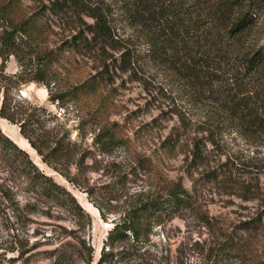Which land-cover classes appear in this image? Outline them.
I'll use <instances>...</instances> for the list:
<instances>
[{"label": "rangeland", "instance_id": "rangeland-1", "mask_svg": "<svg viewBox=\"0 0 264 264\" xmlns=\"http://www.w3.org/2000/svg\"><path fill=\"white\" fill-rule=\"evenodd\" d=\"M114 26L116 35L126 39L116 45L136 51L139 61L138 71L122 74L113 69L126 66L115 60L119 52L107 49L105 53L110 63L106 76L110 83L103 100L105 115L121 123L127 138L124 144L100 154L91 145L92 132L82 138L76 136L80 120L88 119V110L72 101L59 108L40 84L29 83L18 91L54 115L51 125L56 118L65 121L71 138H76L82 148L91 149L82 174H78L84 180L82 188L42 162L18 126L0 118L1 131L40 171L75 197L90 216V223L80 221L81 230H76L72 214L31 190L20 168L0 154V264H54V250L60 243L75 244L68 236L70 231L91 245L93 259L89 264H96L108 230L129 204L146 198L147 193H164L174 183L184 185L192 201L152 227L145 248L153 257L168 258L174 264H255L264 260V137L245 134L226 116L216 113L214 97L208 92H193L181 79L182 74L167 64L146 61L141 32L128 27L121 18ZM243 41L248 48L263 45L264 6ZM94 57L96 54L87 49L66 52L62 70L72 81L84 78L102 70ZM15 70L16 64L10 59L7 71ZM179 116L185 118L180 128ZM205 119L215 121L220 145L215 150L203 140L206 134L200 128L207 127V123L202 124ZM193 141L204 153L199 165L191 161ZM66 247L69 253L77 250Z\"/></svg>", "mask_w": 264, "mask_h": 264}, {"label": "trees", "instance_id": "trees-1", "mask_svg": "<svg viewBox=\"0 0 264 264\" xmlns=\"http://www.w3.org/2000/svg\"><path fill=\"white\" fill-rule=\"evenodd\" d=\"M263 6L264 0H0V118L18 126L42 162L82 188L84 180L78 174H82L91 149L82 148L71 138L65 121L56 118L51 125L54 115L18 91L29 83L40 84L59 108L72 101L88 110V119L80 120L76 136L92 132L91 145L100 154L124 144L127 138L121 123L105 115L107 106L103 104L110 83L106 50L119 52L115 60L126 66L113 69L122 74L139 67L136 51L116 45L126 40L116 35L114 21L121 18L141 32L146 61L167 64L182 74L181 79L193 92L213 96L216 113L226 116L245 134L264 137V43L248 48L243 41ZM82 49L96 54L93 59L102 70L72 81L62 70V59L66 52ZM10 59L16 64L14 72L7 71ZM214 122L205 119L202 124L207 123V127L200 130L206 136L199 138L208 141L213 150L220 146ZM178 123L180 128L185 118L179 116ZM0 154L20 168L31 190L72 214L76 230L80 221L90 223V216L75 197L40 171L1 129ZM190 154L196 165L205 158L195 141ZM139 163L144 164V160L139 159ZM147 195L130 203L108 230L96 264H174L168 258L153 257L145 244L154 225L190 206L192 194L181 183H174L164 193ZM68 236L75 244L60 243L54 250V264H89L93 259L91 245L74 231ZM66 246L77 250L69 253ZM255 264H264V260Z\"/></svg>", "mask_w": 264, "mask_h": 264}, {"label": "bare ground", "instance_id": "bare-ground-1", "mask_svg": "<svg viewBox=\"0 0 264 264\" xmlns=\"http://www.w3.org/2000/svg\"><path fill=\"white\" fill-rule=\"evenodd\" d=\"M26 144H28V143H26Z\"/></svg>", "mask_w": 264, "mask_h": 264}]
</instances>
